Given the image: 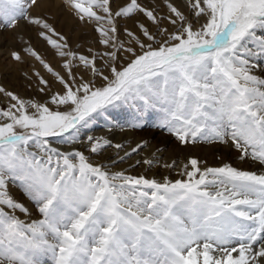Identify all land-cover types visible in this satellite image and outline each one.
Listing matches in <instances>:
<instances>
[{
    "label": "snow or ice",
    "instance_id": "obj_1",
    "mask_svg": "<svg viewBox=\"0 0 264 264\" xmlns=\"http://www.w3.org/2000/svg\"><path fill=\"white\" fill-rule=\"evenodd\" d=\"M38 2L0 0V21L16 29L25 19L41 29L39 37L64 61L67 78L26 47L59 90L39 73L43 101L0 87L12 102L0 109V264H259L264 76L257 73L264 72V0H181L186 12L168 3L173 31L138 0L115 12L111 0H65L82 22L97 25L107 51L89 48L91 58L29 15ZM137 15L155 31L138 23L139 34L125 31L120 41L118 19ZM12 59L23 62L16 52ZM98 59L106 69L97 67ZM80 69L90 78L78 77ZM124 109L131 110L133 128L158 114L155 127L182 147H230L237 161H250L255 170L227 162L205 167L191 158L173 180L120 170L132 153L94 161L109 147L117 153L124 147L90 134L96 122ZM76 145L81 149L61 150ZM143 164L153 166L147 159ZM9 183L38 218L10 195Z\"/></svg>",
    "mask_w": 264,
    "mask_h": 264
},
{
    "label": "rangeland",
    "instance_id": "obj_2",
    "mask_svg": "<svg viewBox=\"0 0 264 264\" xmlns=\"http://www.w3.org/2000/svg\"><path fill=\"white\" fill-rule=\"evenodd\" d=\"M162 1L151 0V3L159 5L158 9L156 10L158 17H160L159 12L161 11H167L169 14V11L166 7V4L168 3H173L174 5L178 4V8L181 11L186 12L181 0H166V4L164 5L162 4ZM128 2L129 0H111L112 11L115 12L121 6H126ZM138 2L142 5L141 0ZM184 2H186V0H184ZM98 14L101 13L98 12ZM29 15L34 18L44 19L45 22L53 27L57 33L65 37L72 50L76 51L77 54L89 55L91 58V54L88 53L89 48H91L93 52L96 53H103L107 51V49H105L100 43L101 38L95 31V27H97V25L94 23L90 24L87 22H82L77 17L76 13L67 5L65 0H39L38 4L29 11ZM138 23H142L145 27L155 31L156 26L151 24V22L142 15H137L131 19L122 18L118 19L116 24L119 40L126 41L127 38L125 36V31H133L139 34V30L136 26ZM161 27H167L169 31H173L172 26L167 24V18L164 19ZM40 31L42 30L30 25L25 19L20 20L16 29H11L5 22L0 21V87H4L7 91H10L22 98H31L37 101H40V97L43 95L39 91V88L42 86L39 84V78L35 75V73H39L40 77H43L45 80H47L49 84L52 83L50 85L52 86L53 91L59 90L60 86L57 84L55 77L48 73L39 61L29 56L24 51L26 47H31L33 51L37 52V54H39L41 58L46 63H48L50 67H52L53 71L67 78L64 69L61 67V64L64 61H62L61 58L56 54V50L52 49L46 41L39 37L38 33ZM13 52L19 53L23 57L22 63H18L12 59ZM259 63L264 65V60H260ZM106 66L107 62L105 60H97L98 68L106 69ZM75 74L78 77L81 74H84L86 79L90 78L84 69L76 70ZM259 75L264 76V72L259 73ZM11 103L12 102L7 97L0 94V109H6ZM157 115L158 114L146 117L142 127L133 128L132 124L130 123L131 110H116L114 113L115 119H113L111 116L102 118V121H104L102 123L104 127L99 128V130H108L112 123H117V127H115V129H117L119 133L123 131L134 132L142 138H146L148 136L150 138L151 136V140L146 138L147 141H149L148 145L146 144L141 152H145L149 150L152 145H156L160 146L158 150L161 149L158 154L163 155L165 153V155L162 158L153 160L155 163L153 162V166L148 168L144 174L148 177L151 171L155 170L159 172V178L157 177V179H160L165 175H167L170 179H177L178 177L176 173L181 170L183 165L187 163L189 159H191L185 156V151L196 147L209 150L206 156L199 155L196 157V159H198L205 167H218L226 162L231 163L234 167H237L239 163L244 165L247 162L246 164H249L250 169H254L250 161L239 162L237 161L236 156L228 155L225 152H222L220 147H225L223 145L196 144L182 147L172 136L167 135L166 131L155 127ZM162 137L169 138L168 144L162 143ZM78 146L79 145H76L74 147L78 148ZM110 148L111 147L108 149ZM125 148H127V146ZM123 151L124 150H122V152ZM175 151H178V155H176V158H173L172 160L170 159L169 154ZM94 161L96 160L94 159ZM165 164H175V168L166 169L164 168ZM8 192L16 200L28 204V201L24 199L20 188L16 184L9 183ZM28 206L29 210L32 212L33 218H38V214L36 213L35 209L30 204H28ZM18 215H20L21 219H27V217L23 216L22 214ZM259 264H264V258L261 259Z\"/></svg>",
    "mask_w": 264,
    "mask_h": 264
},
{
    "label": "bare ground",
    "instance_id": "obj_3",
    "mask_svg": "<svg viewBox=\"0 0 264 264\" xmlns=\"http://www.w3.org/2000/svg\"><path fill=\"white\" fill-rule=\"evenodd\" d=\"M141 3H142V6L150 7V8L154 7L156 10L159 7V5L151 3V0H141ZM162 4L163 5L166 4V0H163ZM174 6L178 7V4L177 5L175 4ZM166 12H164V11L159 12L160 17L168 18L170 14H168V12L167 13ZM257 74L259 75V73H257ZM50 84H52V83H50ZM51 94H48V95L50 96ZM40 98H41L40 101H43L46 97L41 96ZM103 122L104 121H102V119L100 121L96 122L94 127H93V129H92V132L90 134L94 135L96 137L106 138V139H108L110 141L111 144H122V145H124V147L120 150L119 153H117L116 149H114V148L107 149L103 156L93 157V160L95 159L96 162H103V161L107 160L109 157H115L116 159H119L120 156H125L127 153H132V155L128 156L127 159L124 162H122L119 167H120V170L129 169L130 170L129 174L136 176V175H140V174H145V172L149 168L148 165L143 164L144 160H146V159L147 160H151L152 163L153 162L155 163V161H153L154 159L156 160L158 158H162L165 155V153L163 155H159L158 154L161 149L158 150L160 146H156V145H152L149 148V150H147L145 152H141L143 147L146 146V144L148 145L149 141H147L146 138L151 140V136H150V138H149V136L146 137V138H142V137H139L134 132L123 131V132L119 133L117 131V129H115V127H117V123L116 124L115 123L111 124L112 125V131H108V130H104V131L101 130L100 131L99 128H103L104 127V125L102 124ZM161 141H162L163 144H168L169 138L162 137ZM141 145H143V147H140ZM126 146H127V148H125ZM136 148H139V151L138 152H133V149H136ZM220 148L222 149V152H225L228 155H233V156H236V157L239 155V153H236L232 148L222 147V146ZM80 149H81V146L79 145L78 148H76V147H74L72 149H65L64 148V149H61V150L67 151V150H80ZM122 150H124V151L122 152ZM208 152H209L208 149L205 150V149H201L199 147H196V148L188 149V151L186 150L185 151V156H187V158H196L199 155L206 156V154ZM85 154L86 155H91V154L87 153L86 151H85ZM176 155H178V151L170 153L169 157H170V159L173 160V158L174 159L176 158L175 157ZM246 163L244 165L239 163L237 165V168H244L246 170H255V169H250L249 164H246ZM133 165H136V167H133ZM158 174H159L158 171L153 170L149 174V178H151V177L157 178Z\"/></svg>",
    "mask_w": 264,
    "mask_h": 264
}]
</instances>
